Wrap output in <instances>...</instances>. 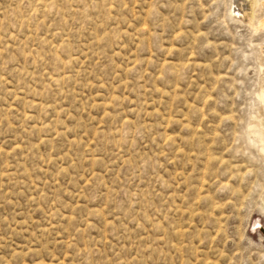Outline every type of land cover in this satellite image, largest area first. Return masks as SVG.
Instances as JSON below:
<instances>
[{"label":"rangeland","instance_id":"374dc122","mask_svg":"<svg viewBox=\"0 0 264 264\" xmlns=\"http://www.w3.org/2000/svg\"><path fill=\"white\" fill-rule=\"evenodd\" d=\"M236 2L0 0V264H264V0Z\"/></svg>","mask_w":264,"mask_h":264},{"label":"bare ground","instance_id":"6f19581e","mask_svg":"<svg viewBox=\"0 0 264 264\" xmlns=\"http://www.w3.org/2000/svg\"><path fill=\"white\" fill-rule=\"evenodd\" d=\"M257 2L258 0H237V2L234 4L233 10L244 13L246 19L248 21H251L254 14V8H256L255 6L257 5ZM261 24H264V21H261Z\"/></svg>","mask_w":264,"mask_h":264}]
</instances>
